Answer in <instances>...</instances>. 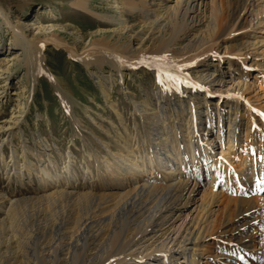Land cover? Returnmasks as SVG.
<instances>
[{
	"label": "rangeland",
	"instance_id": "obj_1",
	"mask_svg": "<svg viewBox=\"0 0 264 264\" xmlns=\"http://www.w3.org/2000/svg\"><path fill=\"white\" fill-rule=\"evenodd\" d=\"M140 1L88 0L89 8L95 12L91 13L76 7V0H0L5 12V17L0 13V50L4 51L0 55V70L4 73L0 76V125L18 118L12 141L6 130H0V146L6 148L0 157V192L6 195L0 206V264H24L28 254L35 257L39 246L42 250L61 239L66 244L72 239L60 238V233L73 230L74 224L95 215L107 203L121 204L119 195L107 194L110 190L103 182L110 178L104 160H113L112 154L122 148V137L135 149L139 165L149 169L147 176L161 181L166 167H160L159 145L155 143L158 133H169L171 139L178 136L175 144L179 147L178 142L187 145L197 130L201 137L192 146H201L200 155L205 154L207 141L213 144L217 157L224 156L231 163L228 177L221 176L223 180L217 188L223 196L213 214L212 227L196 245L198 253L204 251L200 264H264V202L256 198L258 193H264V183L258 181H264V173L256 172L250 179L251 194L244 192L245 184L240 180L244 172L250 173L260 153L264 169V118L259 115L264 113V22L258 28L259 19L264 20V0H206L199 13L200 22L194 28L183 33L171 13L151 34L141 30L152 26L153 21L145 20L139 11L132 12L129 7L132 3L140 6ZM24 4L28 5L26 10L21 7ZM117 4L122 5L121 10ZM122 15L132 34L140 32L145 51L129 52L125 48L127 33L119 24ZM26 18L32 24L20 46L7 30ZM216 21L221 29L214 34L212 24ZM61 39L76 43L83 59L88 57L84 50L106 44L121 48L126 58L157 59L178 69L181 91L167 77L158 75L154 66L127 67L113 56L105 59L102 67L91 68L100 76L102 89L79 57L55 45ZM137 44L135 40L132 49ZM201 74L203 85L193 87L199 85L196 80ZM220 76L219 85L216 79ZM238 81L241 93L229 100L227 89ZM22 86H26L24 90ZM208 86H221L227 94L220 97L214 89L213 95L205 96ZM23 102L25 111L20 113L18 104ZM194 108L199 116L197 125ZM234 129L238 141L231 147L229 140ZM24 156L33 165H26ZM209 156L211 165L214 155ZM196 166L188 165L191 178L210 185L211 174L205 170L201 175L193 173ZM44 170L54 177L59 189L75 187L77 192L69 198L49 196L48 184L43 186L42 182L46 178ZM135 178L142 180L140 175ZM38 196V200L30 199ZM245 197L253 198L254 207L246 210L250 203L245 206L241 202ZM18 199L21 202L13 205ZM190 208L189 205L188 212ZM241 208L244 211L240 214ZM118 211L112 219L113 226H122L132 218L126 209ZM38 226L41 228L37 230ZM33 228L37 235L27 239ZM42 233L48 236V244L45 237L41 238ZM11 235H15L14 239L5 241ZM245 239L247 248L241 244ZM80 254L81 250H75L71 262L78 264ZM157 256L162 257L159 253ZM175 258L184 264L177 253L171 260ZM156 260L143 251L138 260L128 264H156Z\"/></svg>",
	"mask_w": 264,
	"mask_h": 264
},
{
	"label": "bare ground",
	"instance_id": "obj_2",
	"mask_svg": "<svg viewBox=\"0 0 264 264\" xmlns=\"http://www.w3.org/2000/svg\"><path fill=\"white\" fill-rule=\"evenodd\" d=\"M155 2L157 7L152 8V4L154 3L155 5ZM205 2L206 0H141L140 6L138 4L132 3L129 4V7L131 8L132 12L139 11L145 18V20L150 19L153 21L152 26H150L149 28H145L144 26V28H142L141 30V33L147 30L150 34L153 33L154 29L160 24L166 14L171 13L173 17L175 14V18L179 22L180 30L185 33L187 30L189 31V29L194 28L200 22L199 13L201 12V6L204 7ZM74 5L76 7H80V10L95 13L89 8L88 0H83V2H81V0H76V2H74ZM27 6V4H24L21 7L23 10H26ZM117 6L118 9L121 10L122 5L119 6L117 4ZM0 13L5 17V12L1 9V7ZM121 13L122 11H120V15ZM259 20L260 21L258 22V28H260L261 24L264 22V20L262 19ZM31 24V20L28 18L17 21V23H14V25L11 24V28H9L7 32L11 31L13 33V40L15 44H19L21 46V44L25 42L28 36H26V31L27 29H29ZM119 24L121 29H124L123 32L127 33L128 43L125 45V48H127L129 52L145 51V40H143L142 37H139L138 34H140V32H133L132 34V31L128 30L130 26L127 25L123 15L119 19ZM145 24L147 25V23H144L143 25ZM220 29V22L216 21L212 24V30L214 34H217ZM62 39L64 38L62 37ZM62 39L61 41L56 40V42H54L55 45L65 47V49H68L69 53L74 57H79L85 63L86 68L92 72L94 78H96L98 85L102 89L104 87V84L102 83L100 76L95 74V72L91 68L94 66L102 67L104 60H107L112 56L127 67H132L140 64L154 66L158 75H160L161 70H165L167 72H170L178 79H182V77L179 76V72H177L178 69L174 68L173 66L162 63L157 59L151 58L150 56H144L139 60L126 58L123 55L125 51L119 50L121 48L118 49V46L115 48H109L108 44H106L100 48V46L93 45L90 49H86L83 51V53L88 56L83 59L84 56L80 54L79 47L76 45V43L71 44ZM135 40H137L138 44L136 48L132 49L133 42ZM3 53L4 51L0 50V55ZM7 68L4 71H7ZM2 74L4 73L0 70V76ZM202 77L203 74L199 75L198 79L196 80V82L199 83V86L203 85L204 81L202 80ZM220 77L221 78L218 77V79H216L217 81H219V85L222 82V76ZM177 80H171V82L176 84L178 86V90L181 91L182 85L177 84ZM187 82L196 83L193 81ZM239 84L240 81H238V83H233V85L229 87V89H227L229 100L241 93V86ZM22 87L24 90L26 86ZM212 87L208 86L206 88L205 96L208 93L209 95H213L211 93L214 92V89L215 91L219 92L218 94L220 95V97L222 96V93H226V89H223L221 91V86H219L218 88ZM18 107V112L22 113L23 111H25V102L20 105L18 104ZM197 113L198 112L195 109L194 117L196 125L199 118V116L197 117ZM14 119L15 120L13 122L9 120L5 124L0 125V130H6V133L9 135V141L13 140L15 130H17L18 118L16 117ZM197 131H194V133L192 132V140L188 141L187 145H182L180 144L181 142H178L179 147H177V144H175L176 140L179 139L178 136L175 135L174 139H171L172 136L167 135L169 133H158L155 143L159 145L157 147L159 148L158 157H160V167H166L165 177L162 178L161 181L153 178V175L149 176V174L147 176V172L149 171V169L147 170V166L141 167L139 165L135 158V149H131V146H129L128 143L129 141L127 142V140L122 137V140L120 142V147L122 146V148H119V152L112 154L114 161L111 160L110 162L109 158H106V160H104L106 162L105 165L110 178L106 183L103 182V184L106 185L110 190L109 192H107V194L110 193L116 195L117 197L119 195L120 199L118 201H120L121 204L117 201L113 203L109 201L112 203L110 204L107 203L108 200L106 199V205L99 208L96 206L98 209L96 208L97 210L95 215H102L101 217L93 219V216H95L93 214L91 217L78 222L76 225L74 224L73 230H67L68 232L65 230L66 232L64 234H62L63 232L59 234L60 238L62 236L69 237V239H72V241L64 244L61 239V241L59 240L58 243L54 244L55 246L53 244V246L45 245L42 250L39 246V248H36L35 250V257L33 256L32 258L28 254L27 260L24 262V264H72L73 262L71 261L74 260V258L71 257L75 250H81V254L78 257V264H128L130 260H138L141 257L143 251L144 254L147 253L149 258L154 255V257L158 260H156V264H165L164 262L167 261L170 264H179L178 259L175 258V260H171L172 257H175V253H177L180 258H183L182 262L184 264H200L201 260L199 258L203 256L202 253L204 251L202 250L201 253H198L199 251L197 252L196 245L200 240L207 237L208 232L212 227L211 222H213V214L220 202L219 199L221 198V196H223L221 191H218L217 188H219L220 181L223 180L221 179V176H223L224 178L228 175V170L230 169L231 163L229 162L230 160L228 161L226 157L224 158V156L217 157L216 150H213V144L210 145L207 141L204 144L207 146V150L205 151V154L202 153L200 155L199 150H201L202 152L201 146H197V149L194 145L192 146V144H194L193 142L197 143L199 137H201L200 134L197 133ZM235 132L236 131L234 129L232 134L233 138L229 140V146L231 147H235V144L238 141V135H235ZM23 146L25 147V144H23ZM195 150H197L198 153H195ZM190 151L191 153H189ZM5 152L6 148H4V146H0V157H3L5 155ZM210 153H213L214 155L211 165L208 164V160L211 157L209 156ZM16 155L17 152L16 150H14L15 158ZM26 155L28 156L27 153ZM187 157L190 160H187ZM258 157V161H253L250 173L244 172L240 176L241 179L239 178L245 184L244 192L248 194L252 193L248 188V185L251 182L250 179L253 176L255 177V175L257 174L256 172H259L261 175L264 173L262 153H260ZM25 159L27 162L26 165H33V161L29 159V157L24 156V161ZM199 162H201V165ZM189 163L197 165L193 168V173L196 172L197 175H201L202 171L205 170L207 175L211 174L212 181L210 182V185H207V183H201V181L199 182L198 180L195 181V179L191 178V171H188ZM23 164L24 162H22V165ZM152 170L153 169L151 168V172ZM44 173L46 174V178L42 182L44 184L43 186H46L48 184L49 189L47 190H50L49 196L69 198L77 192L75 187L66 186L62 189H59L60 185H57L58 183L54 179V177L50 175L46 170H44ZM20 174H22V172H20ZM102 175H105L107 177L105 173H103ZM137 175H140L142 180L137 181V178H135L137 177ZM258 181L260 182L262 181V179ZM201 191L202 194L199 195ZM41 196L44 197L45 195L41 194ZM41 196L35 198L32 197L30 199L38 200ZM249 198H242L241 201L242 203L244 202L243 204H245V206H247V202L250 203L246 210L250 209V207L253 206V198ZM256 198L261 199L264 202V193H258ZM5 200L6 195L3 194V192H0V206ZM19 202H21L20 199L15 200V202L12 203L13 205H15ZM189 205L191 208L188 212L187 209ZM119 209H126L128 213H131L132 218L129 222L122 223V226H113L111 223L112 219ZM186 211V216L182 218V213ZM243 211L244 209L241 208L240 214ZM165 212L167 214H165ZM169 215H171L172 217L167 218ZM249 216L250 215L248 214L247 219L250 218ZM40 228L41 226H38L37 230ZM63 228L66 229L65 226H63ZM158 231L162 232V234L160 235H162L163 237L158 242H155L158 239L157 237L160 236L159 233L157 234ZM36 235V231L33 228L28 233L27 239H33V237H35ZM14 236L15 235H11L10 237H7L5 241L13 240ZM44 237L46 240L45 243L48 244V236H46L45 233H42L41 238L44 239ZM241 244H245V247L247 248L248 240H242ZM1 245L2 242H0V246ZM139 247L140 249L138 250L137 248ZM47 250L48 252H46ZM158 253L159 255H162V257L158 258ZM1 255L2 253H0V256Z\"/></svg>",
	"mask_w": 264,
	"mask_h": 264
},
{
	"label": "snow or ice",
	"instance_id": "obj_3",
	"mask_svg": "<svg viewBox=\"0 0 264 264\" xmlns=\"http://www.w3.org/2000/svg\"><path fill=\"white\" fill-rule=\"evenodd\" d=\"M160 74H161V76H165V77H167L169 80H177V79H178L177 77H175L174 75H172L170 72H167V71H165V70H161V71H160ZM193 87H199V85H195V86H193ZM253 111H256V110L253 109ZM259 115H260L262 118H264V113H259ZM254 127H255V125H254ZM261 183H264V181H261ZM261 191H264V189H261ZM240 259L243 260L244 258L241 256Z\"/></svg>",
	"mask_w": 264,
	"mask_h": 264
}]
</instances>
